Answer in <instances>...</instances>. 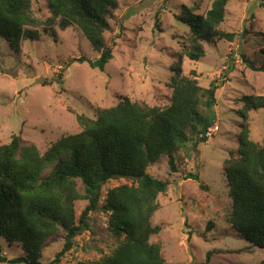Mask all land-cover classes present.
Here are the masks:
<instances>
[{
    "label": "rangeland",
    "instance_id": "374dc122",
    "mask_svg": "<svg viewBox=\"0 0 264 264\" xmlns=\"http://www.w3.org/2000/svg\"><path fill=\"white\" fill-rule=\"evenodd\" d=\"M118 1L105 33L116 42L114 57L103 71L76 60L99 57L78 27L41 25L40 36L24 39L19 53L0 37V145L18 134L22 144H34L43 153L61 136L81 130L78 114L94 117L97 107L114 106L125 96L152 106L169 104L171 68L189 36L181 13L184 7L205 13L213 0ZM33 12L43 22L52 18L50 0H34ZM220 27L235 37H214L198 61L183 55L184 73L195 72L202 86L224 80L208 140L197 151L188 147L179 151L178 172L170 171L168 157L148 169L154 177L171 182L159 194L160 206L151 218L154 226L161 227L151 241L161 244L167 264H260L264 260V249L252 246L228 221L233 199L224 169L226 160L238 156L243 97L264 95V73L248 68L243 60L264 62V0H229ZM59 72L62 84L42 85ZM249 121L251 138L264 143V108L253 110ZM188 172H198L200 180L186 179ZM77 181L83 195V183ZM132 183L127 178L110 180L102 189L101 203L108 189ZM87 204L85 199L76 201L78 218ZM89 224L59 264L95 260L114 250L118 240L108 228V215L103 210L91 212ZM63 245V233L52 236L43 247L42 261H52ZM4 252L10 259L22 254L21 248L7 244Z\"/></svg>",
    "mask_w": 264,
    "mask_h": 264
},
{
    "label": "trees",
    "instance_id": "16d2710c",
    "mask_svg": "<svg viewBox=\"0 0 264 264\" xmlns=\"http://www.w3.org/2000/svg\"><path fill=\"white\" fill-rule=\"evenodd\" d=\"M33 3L0 0V37L14 52H21L24 39L40 36L39 26L53 22L61 29H81L99 57L76 60L105 69L116 45L105 33L119 7L118 0H50L53 16L44 22L34 14ZM228 3L213 0L205 13L184 7L181 17L189 36L183 54L171 68L172 93L167 106H152L125 96L114 106L97 107L94 117L78 114L81 130L61 136L43 153L34 144H22L18 134L0 145V263L59 264L77 236L90 228V213L103 210L108 215V228L118 240L116 247L98 259L71 264H167L161 244L151 241L161 230L151 218L160 206L159 194L167 191L171 182L154 177L148 169L168 157L170 171L178 172L179 151L187 147L197 151L209 138L224 80L202 86L195 72L184 73L183 55L198 61L214 37H235L220 27ZM243 60L248 68L264 73V62L248 57ZM55 82L63 83L62 72L43 80L42 85ZM243 102L238 156L226 160L224 167L233 199L228 221L252 246L264 249V143L251 138L249 121L253 110L264 108V95H245ZM47 169L50 171L44 173ZM121 178L134 183L108 189L101 203L104 185ZM185 178L200 180V174L188 172ZM78 179L83 183V195ZM79 199L88 204L78 218L75 206ZM60 233L63 247L52 261L44 263L45 243ZM4 244L21 248L22 254L8 258Z\"/></svg>",
    "mask_w": 264,
    "mask_h": 264
},
{
    "label": "built area",
    "instance_id": "2783aa9c",
    "mask_svg": "<svg viewBox=\"0 0 264 264\" xmlns=\"http://www.w3.org/2000/svg\"><path fill=\"white\" fill-rule=\"evenodd\" d=\"M212 128H213V127H212ZM212 128H211V129H212ZM211 129H210V131L208 132V135H210Z\"/></svg>",
    "mask_w": 264,
    "mask_h": 264
}]
</instances>
